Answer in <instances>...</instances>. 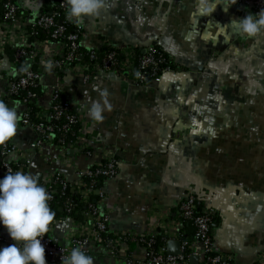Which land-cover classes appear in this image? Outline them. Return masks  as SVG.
<instances>
[{"label": "crops", "instance_id": "obj_1", "mask_svg": "<svg viewBox=\"0 0 264 264\" xmlns=\"http://www.w3.org/2000/svg\"><path fill=\"white\" fill-rule=\"evenodd\" d=\"M55 1L18 3L36 19ZM108 4L100 16L81 23L69 19L67 4L66 19L82 29L85 50L109 46L144 53L158 47L178 71L164 74L159 84L137 86L115 72L96 71L87 79L86 69L57 72L46 61H37L42 93L34 103L48 120L58 95L80 114L83 139L92 142L90 150L111 151L119 162L118 175L98 192L110 217V233L152 235L159 219L179 217L180 206L192 194L218 217L215 251L232 256L237 264H255L264 253V35L249 39L230 27L234 18L253 14L240 5L228 12L218 6L211 17H200L193 0ZM9 50L16 49L6 47L0 68L2 101L9 98L10 80L18 77ZM50 52L46 50L48 57ZM104 89L111 111L105 112L102 123H94L79 102L101 99ZM16 107L20 117L28 111L24 103ZM38 140L33 128L18 125L11 143L26 158V173L42 175L45 188L57 175L74 180L78 170L93 162L71 150L63 158L53 145L33 148ZM78 223L58 220L51 238L67 246ZM0 231L9 246L17 243L2 225ZM135 244L127 254L138 262L145 250ZM91 256L94 264H127L125 258L109 257L97 243Z\"/></svg>", "mask_w": 264, "mask_h": 264}, {"label": "built area", "instance_id": "obj_2", "mask_svg": "<svg viewBox=\"0 0 264 264\" xmlns=\"http://www.w3.org/2000/svg\"><path fill=\"white\" fill-rule=\"evenodd\" d=\"M237 5L244 7L253 15L264 10V0H239ZM0 6H4L6 10L4 20L0 21V68H2L6 47L16 49V64L18 65V63H20L24 66L22 71L19 69L15 70L14 74L18 77L16 80H10L9 98L7 101H4L9 106H16L17 103L22 102L19 100H12L10 97L14 94H18L21 90L33 87L41 80L40 74L33 69L35 63L37 61H46L48 66L52 69L57 72L61 71L64 69L65 65L64 61H60L58 58L64 56L65 61L73 62L79 57L78 51L82 46L83 32L82 29L79 28L81 32L69 38L71 41L70 44L56 43L53 40L38 41L30 44V36L38 35V32H31L30 28L40 27L49 31L56 26L55 17H46L42 15H39L36 19H32L29 16L25 17L22 15L24 9L18 2L14 3V0H0ZM61 6L65 9L67 8L65 0L62 1ZM63 33V29H56L52 33V38L57 39ZM68 48L71 52L66 54V49ZM47 49L51 51L49 57L46 54ZM120 51L124 55V59L117 61L114 55H110L104 61V66L96 64V71L104 70L115 72L119 76H127V80L137 86H153L159 84L164 74L178 71L175 63L170 59V63H168L169 67L162 76L148 79L145 70L149 68L155 69L165 62L162 56L157 55L155 48L146 51L147 56L142 59L138 68L134 67L137 54L133 49ZM68 69L84 73L86 68L81 64H76L73 68ZM86 78L90 79V76L88 75ZM32 97L33 99L37 98L36 95H32ZM54 100L55 103L52 110L55 113L51 116V119L58 120L62 116H66L67 123L62 130L68 131L71 125L76 122L82 125L81 116L75 108L69 103L63 102L56 104L58 95L54 96ZM24 103H26V101H24ZM27 112L20 117L18 125L21 127H31L39 135V140L32 146L33 148H41L43 145H53L60 149L63 158L66 156V152L71 150L75 153L79 152V154H85L89 159H93L89 168L78 170L77 173H75L76 178L74 180L70 181L62 175H57L46 187L47 191L52 196V200L49 203H51L54 200V196L59 193L54 184H60V188H62L63 191H68L72 195L79 196L89 208L86 219L82 222L83 224L79 222V229L77 232L69 236L67 246L58 245L50 236L53 225L58 221L54 218L48 234L45 235L42 240L47 264H62V256L69 255L71 250L75 247L83 248L86 253L91 256L93 243H97L102 251L109 257L116 259L125 258L127 264H193L191 263V259L194 257L199 260L197 264H237L232 256L220 254L215 251L213 241L215 233L210 230L209 225L211 223V218H213L216 213L211 208L206 209L204 207V209L200 211L199 216L194 218V210L198 207L200 202L192 194H190L186 201L180 206L178 215L180 218L184 217L187 220H192L193 225L197 227L198 234L194 239L195 242H181L180 232L183 229L182 220H171L167 216V219H159V227L155 229L156 231L152 235L138 237L126 233L113 234V240L107 245L104 235L109 232V214L103 210L100 205L102 197L97 202V206L91 205L90 201L95 194L94 186L101 178L112 180L118 175L119 162L111 151H91L92 142L85 141V138L82 139L81 142L71 144L66 148L57 145L55 142L56 129L46 124L47 120L44 114L38 111L36 114L37 120L35 121ZM22 154L23 153L11 142L0 145V179H3L7 175L8 170L26 173V164L22 162L26 161V158ZM14 158L15 160H12ZM68 207V210L71 211L73 202H69ZM88 223H90V225H86ZM162 235L169 239V243L178 242L180 244L179 255L169 254V245L160 247L154 252L151 250V245H149V247H143L145 250V257L138 262L135 261L132 254H127L131 246V243L128 242L129 240L138 244L148 239L152 244V242ZM198 245L200 248H198ZM7 246H9L8 241L0 231V248ZM187 251L190 252L189 256H186ZM255 264H264V253L258 257Z\"/></svg>", "mask_w": 264, "mask_h": 264}, {"label": "clouds", "instance_id": "obj_3", "mask_svg": "<svg viewBox=\"0 0 264 264\" xmlns=\"http://www.w3.org/2000/svg\"><path fill=\"white\" fill-rule=\"evenodd\" d=\"M238 3L239 0H193L195 14L200 17H211L218 6L228 12ZM67 4V16L77 23L98 17L109 7L108 0H67ZM230 27L236 35L249 39L264 35V10L242 19L234 18ZM99 95V100L85 95L87 101L79 102L94 123H102L105 112L111 111L108 90H101ZM19 120L18 108L0 100V145L12 142L17 136ZM51 200L38 175L8 170L0 179V225L17 242L0 248V264H47L42 240L55 218ZM62 264H94V259L83 248L75 247L69 255L62 256Z\"/></svg>", "mask_w": 264, "mask_h": 264}, {"label": "trees", "instance_id": "obj_4", "mask_svg": "<svg viewBox=\"0 0 264 264\" xmlns=\"http://www.w3.org/2000/svg\"><path fill=\"white\" fill-rule=\"evenodd\" d=\"M63 0H56L53 6L47 7L43 10L42 16L46 17H55L56 20V26L52 28L49 31L44 30L43 28L36 27V28H30L31 32H38V35H32L30 36V44H33L38 41H46V40H53L56 43H67L70 44V37L72 35H75L76 33H80V29L74 25L73 23L69 22L66 19V9L61 6ZM18 2V0H14V3ZM5 8L4 6L0 7V21L4 20L5 16ZM22 15L25 17H28L29 15L23 11ZM56 29H63L64 33L59 36L57 39L52 38V33ZM155 50L157 52L158 56H162L165 62L161 64L159 67L153 69L149 68L145 70V73L148 77V79H152L158 76H162L166 69L169 67L170 63V57L160 48L155 47ZM137 54L136 61L134 62V67L138 68L140 66V63L144 57L147 56V53H143L139 49L134 50ZM71 51L70 49H66V54H69ZM79 57L73 61V62H68L65 61V57H59L58 60L64 61V70L68 68H73L76 66V64H81L83 67L86 68V74L89 76H92L95 72V66L96 64H99L101 66H104V61L107 59L108 56L114 55L115 59L117 61H121L124 59V55L121 53L120 50H117L113 47H105L99 51H88L85 50L82 46L79 48ZM8 54L11 56L12 59H16V54L17 51H12L9 50ZM18 69L22 71L24 69V66L20 63H18ZM34 71L38 72V69L36 67V64L33 66ZM39 73V72H38ZM40 74V73H39ZM41 88L40 84L37 82L33 87L26 89V90H21L18 94H14L10 97L12 100H19L22 103H24L28 107V113L31 115L33 120L36 119V114L40 109L37 106V103H34V99L32 95H36L37 98L39 95H41ZM63 103L62 100H57L56 104ZM58 106V105H57ZM54 111L51 110L49 112V119L46 121V124L53 126L56 130V144L61 146V147H69L71 144H77L82 141L83 136H82V125L78 122L74 123L71 125L68 131L62 130L64 125L67 123L66 122V116H62L58 120H53L51 119V116L54 115ZM107 181L106 179H100L96 185L94 186L95 188V194L92 197L90 204L93 206H97V202L99 201L100 197L98 192L102 190V184ZM54 184V183H53ZM55 188L59 191L57 195L54 196V200L50 203V207L52 211L55 213V218L57 220L61 219H72L74 221H84L86 219V214L89 212L88 205L84 203L79 196L72 195L68 191H63L62 188H60V184H54ZM63 191V192H62ZM69 202H73V208L71 211H69L68 204ZM204 209V205L202 203H199L198 207L194 210V218L198 217L200 214V211ZM175 219H180L182 220L183 223V229L180 232V241L181 242H188L192 243L194 241V238L197 237L198 234V229L196 226L193 225L192 220H187L184 217L182 218H175ZM174 219V220H175ZM218 225V217L215 215L213 218H211V223L209 225L210 230L215 233L216 228ZM105 242L108 243L113 240V234L110 233V231L104 235ZM212 238V236H211ZM214 241V238H213ZM131 244H135L131 240L128 241ZM169 239L167 237H158L152 244L150 241L147 239L141 243L135 244L140 247H149L151 245V250L152 252L157 251L160 247L163 246H168L169 245ZM190 252H186V256H189ZM190 258V257H189ZM206 264H211V263H206Z\"/></svg>", "mask_w": 264, "mask_h": 264}, {"label": "water", "instance_id": "obj_5", "mask_svg": "<svg viewBox=\"0 0 264 264\" xmlns=\"http://www.w3.org/2000/svg\"><path fill=\"white\" fill-rule=\"evenodd\" d=\"M146 53V51H144ZM40 182L42 183V175L39 176ZM168 252L171 255H179L180 252V244L178 242H171L169 243ZM199 262L198 258L194 257L191 259V263L197 264Z\"/></svg>", "mask_w": 264, "mask_h": 264}]
</instances>
